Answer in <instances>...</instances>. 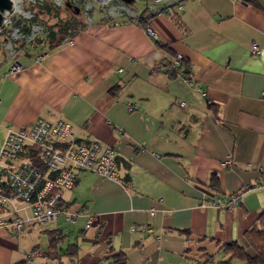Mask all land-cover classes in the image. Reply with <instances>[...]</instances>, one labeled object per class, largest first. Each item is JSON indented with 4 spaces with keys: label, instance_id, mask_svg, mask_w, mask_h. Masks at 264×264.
Instances as JSON below:
<instances>
[{
    "label": "crops",
    "instance_id": "1",
    "mask_svg": "<svg viewBox=\"0 0 264 264\" xmlns=\"http://www.w3.org/2000/svg\"><path fill=\"white\" fill-rule=\"evenodd\" d=\"M173 3L185 28L168 13L147 22L168 48L103 14L44 59L24 53L19 73L0 66V141L9 126L66 120L75 138L112 147L120 173L79 171L63 198L85 216L35 226L44 246L29 244L35 227L19 237L0 228V264H117L121 254L125 264H202L203 254L223 259L231 242L255 254L246 232L264 216V0ZM177 54L190 78L171 73ZM240 192L230 211L213 204ZM50 230L61 234L57 252Z\"/></svg>",
    "mask_w": 264,
    "mask_h": 264
},
{
    "label": "built area",
    "instance_id": "2",
    "mask_svg": "<svg viewBox=\"0 0 264 264\" xmlns=\"http://www.w3.org/2000/svg\"><path fill=\"white\" fill-rule=\"evenodd\" d=\"M110 1L104 0V4ZM173 5L172 1L167 2L164 8L157 10V14L174 13ZM183 7L179 4L177 10ZM154 8L152 6L150 9ZM8 23L6 12L0 30H4ZM145 30L150 37L157 39L158 34L153 27L149 25ZM253 53H260L257 43L253 45ZM47 56L48 53H41L39 58ZM19 58L13 59L10 65L11 75L23 68ZM183 60V55L177 54L172 64L179 67ZM262 99L264 101V94ZM184 104L181 102V105ZM27 150H35L36 156L25 154ZM222 164L231 165L232 160L228 157ZM81 170L96 172L114 181L120 179L115 150L110 146L103 147L96 140H77L73 134V124L69 121L53 123L39 117L30 125L9 126L0 147V228L19 237L30 228L60 217L79 223L85 215L80 209L65 203L63 197L65 190L74 188ZM242 198L243 192L225 198L216 195L213 204L230 211L241 203ZM151 214H155V209ZM94 222V216L86 215L84 223L87 228L92 227ZM40 254L35 250L28 257L34 259Z\"/></svg>",
    "mask_w": 264,
    "mask_h": 264
},
{
    "label": "rangeland",
    "instance_id": "3",
    "mask_svg": "<svg viewBox=\"0 0 264 264\" xmlns=\"http://www.w3.org/2000/svg\"><path fill=\"white\" fill-rule=\"evenodd\" d=\"M169 1L176 0H132L129 2L112 0L108 4L98 0H18L17 7L14 6L13 10L8 12V26L4 30H0V66L11 65L13 59L17 56L21 57L27 51L46 53L44 51L51 49L47 40L51 27L69 18L81 20L87 27L103 14L109 19L126 20L130 17H136L146 7L150 9L152 6L155 8L150 9L148 14H156L157 10ZM44 5L51 7L53 12L49 14V17L42 15V20L35 15L38 8L40 9ZM113 14L115 15L113 16ZM26 26L30 27L29 31L24 30ZM32 235L33 243L29 240ZM46 238L45 233L38 227H35L31 231V235L27 236L29 244L32 246L37 244L44 246ZM32 264H36V261Z\"/></svg>",
    "mask_w": 264,
    "mask_h": 264
},
{
    "label": "trees",
    "instance_id": "4",
    "mask_svg": "<svg viewBox=\"0 0 264 264\" xmlns=\"http://www.w3.org/2000/svg\"><path fill=\"white\" fill-rule=\"evenodd\" d=\"M132 1V0H131ZM174 6V5H173ZM35 7V5H34ZM39 10V11H38ZM36 11V17L42 18V15L48 16L49 14H52L53 9L49 7L48 5H44L38 8ZM149 7H146L141 13H139L136 17H130L126 19V21H135L138 24L142 25L144 28L148 26L147 22L149 18H152L155 13L148 14ZM157 14V13H156ZM170 18L174 23L179 26L180 28H185V24L183 23L180 15L175 11L174 13H169ZM81 26V27H80ZM85 23H82L81 20L75 19V18H69L65 21H62L58 23L55 26L51 27V30L48 35V42L50 43L51 49L61 46L64 44V42L70 40L74 35H76L80 30L84 29ZM83 27V28H82ZM24 30L29 31L30 27L26 26ZM156 43H158L159 46L168 48L167 45L159 42L156 39ZM50 49V50H51ZM190 66L188 61L184 58L182 64L179 67H175L172 64V74H183L190 78ZM115 88H112L111 91H113ZM81 141L80 139H77ZM25 154L36 156L37 152L35 150H27ZM217 180H213L214 185H216ZM50 236V245L52 249H55L59 251L60 245L63 243L61 241V234L59 230H50L48 231ZM246 238L252 248L254 249L255 254L250 255L246 252L245 248L242 247L238 242H231L226 243L222 246V252L224 254V258L217 260V257L215 255H208L203 254L202 258L205 259V261L202 264H233L235 260H238L240 262H243L245 264H264V216L261 219L260 224L256 225L255 227L251 228L246 232ZM73 246V245H71ZM70 246V247H71ZM126 262V255L121 254L118 256L115 260V263L117 264H125ZM16 264H28V261L23 260L21 262H18Z\"/></svg>",
    "mask_w": 264,
    "mask_h": 264
},
{
    "label": "water",
    "instance_id": "5",
    "mask_svg": "<svg viewBox=\"0 0 264 264\" xmlns=\"http://www.w3.org/2000/svg\"><path fill=\"white\" fill-rule=\"evenodd\" d=\"M98 1H104V0H98ZM126 2H129L131 0H125ZM160 1V0H155ZM14 8V0H0V27L4 24L5 14L6 12L12 11Z\"/></svg>",
    "mask_w": 264,
    "mask_h": 264
},
{
    "label": "bare ground",
    "instance_id": "6",
    "mask_svg": "<svg viewBox=\"0 0 264 264\" xmlns=\"http://www.w3.org/2000/svg\"><path fill=\"white\" fill-rule=\"evenodd\" d=\"M18 0H14V6L17 7Z\"/></svg>",
    "mask_w": 264,
    "mask_h": 264
}]
</instances>
